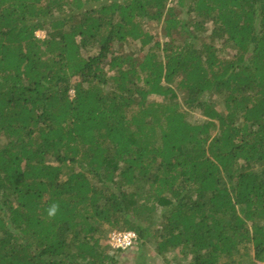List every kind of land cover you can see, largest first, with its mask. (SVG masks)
I'll list each match as a JSON object with an SVG mask.
<instances>
[{
    "label": "trees",
    "instance_id": "16d2710c",
    "mask_svg": "<svg viewBox=\"0 0 264 264\" xmlns=\"http://www.w3.org/2000/svg\"><path fill=\"white\" fill-rule=\"evenodd\" d=\"M108 230L264 259V0H0V264H114Z\"/></svg>",
    "mask_w": 264,
    "mask_h": 264
},
{
    "label": "rangeland",
    "instance_id": "374dc122",
    "mask_svg": "<svg viewBox=\"0 0 264 264\" xmlns=\"http://www.w3.org/2000/svg\"><path fill=\"white\" fill-rule=\"evenodd\" d=\"M207 26H208V29L210 30L211 24L208 23ZM145 28L149 29L152 33L156 34L158 38L163 37V35H161V24H155L154 22H147ZM36 35L40 39H43L45 37V32L39 30L36 32ZM215 42L217 45H220L219 40H217ZM121 46H122L121 48L123 51L134 53V54H135L136 50L140 47L138 41H131V40L123 43ZM114 47L116 48L117 45L115 44ZM92 52H93L92 50L85 52V56H87L88 54H90ZM203 98L205 99L208 97L205 95ZM210 98L215 103L214 104L215 107H217L222 112L225 110L221 97L213 95ZM150 99L156 100V101L159 100L158 97H156V96L150 97ZM187 111H188L187 112V119L193 124H201L206 120L205 117L201 114L200 110H198V109H195V110L188 109ZM104 229H108V227L104 226L103 231H104ZM110 231H112V230H108V232L106 234L104 233L105 237H103V239L101 240L102 246L103 245L108 246L107 235ZM108 251L114 257V261L116 262L114 264H135V257H137V255H139V253L144 258V264H187L189 261V256H185L184 254L181 255V253L180 252L178 253L177 251L169 252L165 255V257L160 256L156 253L155 247L152 243H147V244H144L142 246H140L138 243L132 249L124 250V251H117V252L113 251L109 247ZM247 252L250 256L253 255V250H252L251 245H246L245 248L241 247L239 249V252L236 254V258L245 260V253H247Z\"/></svg>",
    "mask_w": 264,
    "mask_h": 264
},
{
    "label": "built area",
    "instance_id": "2783aa9c",
    "mask_svg": "<svg viewBox=\"0 0 264 264\" xmlns=\"http://www.w3.org/2000/svg\"><path fill=\"white\" fill-rule=\"evenodd\" d=\"M129 233H134V238L131 239V243L128 242L126 237ZM107 244L113 250H129L135 247L138 244V236L137 233L132 230L127 231H119V230H112L107 235ZM256 264H264V259L258 261Z\"/></svg>",
    "mask_w": 264,
    "mask_h": 264
},
{
    "label": "clouds",
    "instance_id": "9594fccd",
    "mask_svg": "<svg viewBox=\"0 0 264 264\" xmlns=\"http://www.w3.org/2000/svg\"><path fill=\"white\" fill-rule=\"evenodd\" d=\"M59 208H60V206L58 203H52L51 205H49V207L46 210L47 216L49 218H54L57 215V213L59 212ZM134 236H135L134 233L128 234L126 239L128 240L129 243H131V239L134 238Z\"/></svg>",
    "mask_w": 264,
    "mask_h": 264
}]
</instances>
